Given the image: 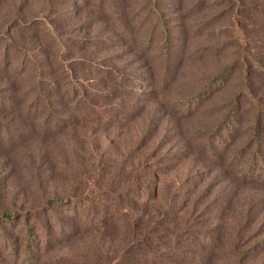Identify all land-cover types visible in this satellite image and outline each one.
Wrapping results in <instances>:
<instances>
[{"label": "rangeland", "instance_id": "374dc122", "mask_svg": "<svg viewBox=\"0 0 264 264\" xmlns=\"http://www.w3.org/2000/svg\"><path fill=\"white\" fill-rule=\"evenodd\" d=\"M262 112L264 0H0V264H264Z\"/></svg>", "mask_w": 264, "mask_h": 264}, {"label": "trees", "instance_id": "16d2710c", "mask_svg": "<svg viewBox=\"0 0 264 264\" xmlns=\"http://www.w3.org/2000/svg\"><path fill=\"white\" fill-rule=\"evenodd\" d=\"M81 40H83V39H81ZM226 68L227 67L222 68L213 77H211L209 79V83H217V82H219V80L221 79V77H222L223 73L225 72ZM251 101H254V99L251 98ZM256 106L259 108L258 105H256ZM105 111L106 110H104V112ZM262 114L264 115V112H262ZM254 123H255L254 126L258 125L257 124L258 123L257 122V118H256V121ZM263 158L264 157L260 156V157H255V159H253V160L251 159V161L245 166L244 171L247 172V173H250L251 172V166H254V165H256L259 168H261L263 166ZM255 162H256V164H254ZM259 170L260 169H258V171ZM263 174H264V172H263ZM263 174H262V176H264ZM51 202H55V203H59L60 205H64L65 208L67 209V211L71 214L72 218H73V215H74V217L76 216L74 207L76 205H79L80 203L82 205L84 204V202L82 200V197L67 196L64 199H52V198L46 199L45 202H44V203L47 204L46 205V209H44L43 205H42V206H39V207H35L33 209H25V210H17V209H15V210H13V211L19 212V216L23 215V219H22L23 221L21 223V228L18 227L17 229H15L16 230V235H19L20 238H21L20 243H18V245H17V243H15L16 239L11 237L10 234H8L4 229H2L0 227V242L2 243L1 245H3L4 247L8 248L11 255L15 254L17 249L20 248L21 251L24 253L22 256L25 259V262H27V263L30 262L31 254L33 252V249L36 248V245L38 243L35 245V240L37 238L35 237V235L33 236L32 233H31V229L33 228V226L27 225L26 220L33 213H34V216H40V213H38L39 211L44 215L45 218H48L49 215H48V213L45 215V212L47 211L48 206L50 207L52 205ZM14 214H15V212H7V211L0 212V223L3 222L5 224H9L13 219L18 217V216H16V214L15 215ZM27 214H29L28 215L29 217H27V219H26ZM97 215L99 217H104V215L101 216V212L97 213ZM97 219H98V217H97ZM89 221H90V219H83L82 221L80 220L79 225L82 226V227H86ZM37 226L40 227V229L42 230L41 232L43 233V237L44 238H47V239L52 238L50 236L51 235L50 233H52L51 230L49 232L48 229L43 227V225L40 224L39 222L37 223ZM55 226L57 227L56 230H58L59 232H60V230L67 229L69 231V230L75 228V226H73L72 224L63 223L61 221H57V225H55ZM176 236L178 237V235L171 234V237H172L171 239L175 241L176 240ZM45 243H47L46 239L44 240V244Z\"/></svg>", "mask_w": 264, "mask_h": 264}]
</instances>
